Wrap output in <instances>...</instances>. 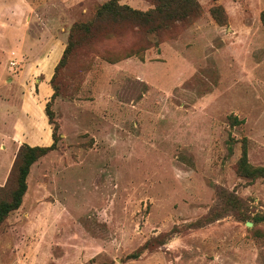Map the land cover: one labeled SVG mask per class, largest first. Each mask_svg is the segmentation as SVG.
<instances>
[{"label": "rangeland", "instance_id": "374dc122", "mask_svg": "<svg viewBox=\"0 0 264 264\" xmlns=\"http://www.w3.org/2000/svg\"><path fill=\"white\" fill-rule=\"evenodd\" d=\"M108 1L0 0V204L20 147L56 134L0 225V264H264V177L238 172L244 150L264 168V0H198L191 23L82 37L56 70Z\"/></svg>", "mask_w": 264, "mask_h": 264}, {"label": "trees", "instance_id": "16d2710c", "mask_svg": "<svg viewBox=\"0 0 264 264\" xmlns=\"http://www.w3.org/2000/svg\"><path fill=\"white\" fill-rule=\"evenodd\" d=\"M153 8L142 11L132 8L129 5H121L118 0H110L103 4L97 11L93 21L86 24H76L69 35L68 45L65 48L63 56L57 65L56 70L63 66L67 58L74 51V47L80 38L91 39L98 35L105 36L110 39L111 35L118 32L132 29H147L151 33H156L169 28L176 22L191 23L199 16L201 8L198 0H150ZM219 8L212 9L211 13L215 19L220 20ZM130 26V27H127ZM114 54L107 57L108 62L116 64L124 59L130 58L131 55L125 57L112 58ZM54 80V78H53ZM52 80V82H53ZM56 91V89H55ZM55 92L46 104V115L50 124H52L53 113L51 112L52 102L56 97ZM53 144L51 146H30L23 144L16 156L12 173L16 176L17 188L13 192L11 200L0 204V225L5 221L9 214L18 210L23 202V198L27 192V178L33 164L42 156L55 149L56 134H53ZM238 172L241 175L253 179L264 177V168H254L248 163L247 151H243V156L238 164ZM220 196V193L218 194ZM224 197V193L221 194ZM214 213V212H213ZM213 213L209 217H213ZM213 217L211 220H217Z\"/></svg>", "mask_w": 264, "mask_h": 264}, {"label": "crops", "instance_id": "0c3cea01", "mask_svg": "<svg viewBox=\"0 0 264 264\" xmlns=\"http://www.w3.org/2000/svg\"><path fill=\"white\" fill-rule=\"evenodd\" d=\"M143 11H145V10H143ZM46 46V45H45ZM47 47V46H46ZM51 53L46 57V64L47 65H50V64H52V63H57L58 62V60L60 59V54H53L54 52H53V50H51L50 51ZM10 81H12L11 83H12V85L14 86V87H16L15 86V80H10ZM49 93V92H48ZM48 93H47V95H48ZM22 110L24 111L23 113L24 114H22V115H24V116H29L30 115V111H31V109H30V107H27L26 105H23L22 106ZM26 111H27V113H26ZM30 118V117H29ZM14 124V123H13ZM27 129H29L28 127H27ZM23 130H26V126H24V128H23ZM12 132H15V129H14V127H13V130H12ZM44 132V131H43ZM47 133V135H44V137L43 138H41V140L42 141H48L47 139H50V134H48L49 132H46ZM44 134V133H43ZM45 139V140H44ZM52 140H53V137H52Z\"/></svg>", "mask_w": 264, "mask_h": 264}, {"label": "built area", "instance_id": "2783aa9c", "mask_svg": "<svg viewBox=\"0 0 264 264\" xmlns=\"http://www.w3.org/2000/svg\"><path fill=\"white\" fill-rule=\"evenodd\" d=\"M11 65L14 67V66L17 65V63L16 62H11Z\"/></svg>", "mask_w": 264, "mask_h": 264}, {"label": "water", "instance_id": "95a60500", "mask_svg": "<svg viewBox=\"0 0 264 264\" xmlns=\"http://www.w3.org/2000/svg\"><path fill=\"white\" fill-rule=\"evenodd\" d=\"M247 226H248V227H252L253 224L249 222V223H247Z\"/></svg>", "mask_w": 264, "mask_h": 264}]
</instances>
